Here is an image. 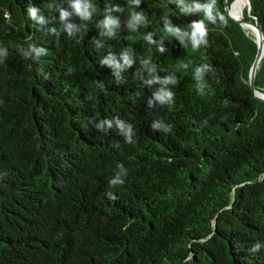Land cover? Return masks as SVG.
<instances>
[{
    "label": "trees",
    "instance_id": "16d2710c",
    "mask_svg": "<svg viewBox=\"0 0 264 264\" xmlns=\"http://www.w3.org/2000/svg\"><path fill=\"white\" fill-rule=\"evenodd\" d=\"M249 1L264 37V0ZM90 3L83 21L69 0H0V264H264L258 46L228 16L235 1L217 0L224 23L198 50L165 30L190 35L193 0ZM133 11L145 19L130 27ZM154 76L177 77L171 108L149 106Z\"/></svg>",
    "mask_w": 264,
    "mask_h": 264
},
{
    "label": "clouds",
    "instance_id": "9594fccd",
    "mask_svg": "<svg viewBox=\"0 0 264 264\" xmlns=\"http://www.w3.org/2000/svg\"><path fill=\"white\" fill-rule=\"evenodd\" d=\"M132 4L139 5L141 0H130ZM70 8L72 9V13H75V15L83 20V21H89L93 15V13L97 10L96 6L90 3V0H69ZM116 11H122L119 6L116 7ZM194 11L200 12L203 16V19H199L198 21H194L191 25V33L189 35L188 32H182L179 27H173L169 22L166 21L165 23V30L168 33H171L172 35H175L178 37L181 41V43L184 42V38L188 37V39L191 41V46L193 49H199L202 44H206L207 40L206 37L208 36V25L212 24L215 25L217 23H224V16L218 11L217 9V0H203V2H200V0H193V9ZM37 9L34 7L28 8V16L35 19L36 17ZM72 13H69L67 11L61 10V18H65ZM130 20H129V26L134 27L137 24H140L144 21L145 17L142 13L139 12H132L130 14ZM9 19V23L11 24L10 17H6ZM207 21V23L205 22ZM103 27L108 29V34L112 33V29L116 26H118V21L112 17H106L103 21ZM74 30V25H68V32L71 36ZM146 39H151V37H147ZM44 50L43 49H35L31 48L29 52L25 53V58L28 57V55L31 54V52H35L37 55L41 54ZM163 51V49H161ZM122 60L124 61V64L126 65H132L133 59L125 52L122 56ZM147 63V62H145ZM188 67L187 64L184 65V68L186 69ZM210 69L209 64H202L195 68V80H196V89L197 93L200 95L204 94V89L208 87V85L203 81V75L206 70ZM177 77L176 76H166L164 78H160L159 76H154L151 80L148 81L149 84H160L161 87L152 93V98L149 99V106L151 107L154 102H159L161 106H169L171 108L175 103V93L174 91L169 90L167 87L169 84H176ZM109 123V126H111L110 122H104ZM119 126L122 130L126 131L127 140L129 143H132L131 139V127L128 126L125 128V125L118 121ZM163 127L165 131H170L171 126L169 125H163L162 123H156L153 125V128H161ZM121 169L123 170V166L120 165ZM112 185L116 184H122L123 181H120L118 179H114L111 181ZM109 198L112 200H115L117 197L112 196L109 194Z\"/></svg>",
    "mask_w": 264,
    "mask_h": 264
},
{
    "label": "water",
    "instance_id": "95a60500",
    "mask_svg": "<svg viewBox=\"0 0 264 264\" xmlns=\"http://www.w3.org/2000/svg\"><path fill=\"white\" fill-rule=\"evenodd\" d=\"M247 2H248V8L245 10V13L248 16V18H250L252 20V22H253V29L256 31V38L255 39H256L257 46H258L257 54H256V57L254 59V62L252 64V66H251L250 73H249V85L253 89L254 96L257 99H260V100L264 101V91L255 90L254 87H253V80H254L255 70L258 67L259 62H260L261 58L264 55V37H263V34H262L261 30L259 29V27L257 25L255 16H254V14H253V12L251 10L250 1L247 0ZM226 11H227V14H228V7H226ZM228 16H229V14H228ZM231 19L240 25V23L238 21L234 20L233 18H231Z\"/></svg>",
    "mask_w": 264,
    "mask_h": 264
},
{
    "label": "bare ground",
    "instance_id": "6f19581e",
    "mask_svg": "<svg viewBox=\"0 0 264 264\" xmlns=\"http://www.w3.org/2000/svg\"><path fill=\"white\" fill-rule=\"evenodd\" d=\"M234 1H235L234 10L232 9L233 3L228 8L229 16L233 18L234 20L238 21L243 29L249 30L252 33H254L255 38H256V31H253V29L249 28V26L253 28V23L246 20L243 17L244 6L246 5V3L248 5L247 0H234Z\"/></svg>",
    "mask_w": 264,
    "mask_h": 264
},
{
    "label": "rangeland",
    "instance_id": "374dc122",
    "mask_svg": "<svg viewBox=\"0 0 264 264\" xmlns=\"http://www.w3.org/2000/svg\"><path fill=\"white\" fill-rule=\"evenodd\" d=\"M247 8H248V5H247V3H246V5L244 6V10H246ZM244 10H243V12H244ZM249 28L253 29V28H252V27H250V26H249ZM245 31H246L248 34H251L252 36H254V37H255L254 33H252L251 31H249V30H246V29H245ZM253 31H255V30L253 29Z\"/></svg>",
    "mask_w": 264,
    "mask_h": 264
}]
</instances>
